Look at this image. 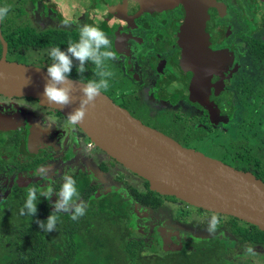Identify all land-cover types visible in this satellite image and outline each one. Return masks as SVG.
Segmentation results:
<instances>
[{"label": "flooded vegetation", "instance_id": "flooded-vegetation-1", "mask_svg": "<svg viewBox=\"0 0 264 264\" xmlns=\"http://www.w3.org/2000/svg\"><path fill=\"white\" fill-rule=\"evenodd\" d=\"M144 1L148 0H0V6L11 9L0 22V58L5 55L9 61L47 69L52 63L47 51L58 38L65 39L62 50H66L69 42L78 41L81 26H97L118 57L106 62L114 75L102 91L105 95L151 128L160 130L153 122L164 119L180 122L182 133H170L171 129L163 133L214 159L201 145L223 148L229 154L222 157L229 162L221 161L264 182V3L212 0L206 31L209 50L219 56L212 74L198 80L182 62L184 5L136 9ZM202 1L188 3L199 13ZM76 63L69 78L83 83L99 79L91 62L82 77ZM140 106L152 110L135 114ZM0 108L7 113L0 114L2 220L18 217L8 207L25 202L30 188L51 184L58 191L63 176L69 174L88 205L86 215L75 221L79 224L74 235H100L97 245L104 254L118 255L119 264H210L214 260L255 264L250 256L264 257L263 245L250 244V236L257 233L250 223L152 191L150 184L148 189L146 179L97 145L79 125H69L67 115L57 108L36 98L5 95H0ZM219 120L224 123L218 124ZM49 123L51 128L46 127ZM231 125L232 132L224 131ZM196 133L220 137L222 146L229 137L232 150L205 137L198 139ZM41 169H48V174L41 176ZM40 199L47 218L57 197ZM66 214H59L60 219L65 220ZM214 214L220 224L210 235L206 228ZM54 233L62 235L58 224ZM89 245L92 252V241ZM248 247L254 253H247Z\"/></svg>", "mask_w": 264, "mask_h": 264}, {"label": "water", "instance_id": "water-1", "mask_svg": "<svg viewBox=\"0 0 264 264\" xmlns=\"http://www.w3.org/2000/svg\"><path fill=\"white\" fill-rule=\"evenodd\" d=\"M264 3V0H257ZM182 3L187 10L182 34V62L196 78H207L217 56L209 50L207 11L212 0H203L200 12L188 0H148L136 9L157 10ZM123 10V8H121ZM6 50V48H5ZM202 64L203 73L200 70ZM74 81V103L60 110L42 97L46 69L0 58V95L32 97L65 115L79 107L80 82ZM91 139L126 168L146 179L150 189L175 196L196 207L230 215L264 231V182L249 172L238 171L221 160L182 146L173 138L133 117L103 92L89 106L83 124ZM169 249V247H166Z\"/></svg>", "mask_w": 264, "mask_h": 264}, {"label": "clouds", "instance_id": "clouds-1", "mask_svg": "<svg viewBox=\"0 0 264 264\" xmlns=\"http://www.w3.org/2000/svg\"><path fill=\"white\" fill-rule=\"evenodd\" d=\"M10 10L7 5L0 6V22L5 20ZM65 23L67 24L68 22L66 21ZM111 48V40L99 27L85 24L80 27L78 41L69 42L66 50H62L60 47L48 49L47 55L52 63L46 69V82L42 97L49 105L62 110L75 102L72 95L75 82L69 79L74 67V61L77 62L76 71L79 76H83L87 71L86 65L91 62L97 70L96 75L99 77L98 80L80 83L82 95L79 97V107L73 109L67 115V123L69 125L83 124L89 106H94L102 91L109 88V78L114 73L109 70L106 62L118 59ZM52 126L49 123L46 127L51 128ZM48 171V169H41L40 175L46 176ZM53 195L57 197L55 203L52 204L54 210L48 215L46 220H36V224L42 231L47 233L56 231L60 220L59 214L61 213L70 214L73 221H77L86 215L88 205L81 200L77 181L69 174L63 176L58 191L51 184L39 190L30 188L27 191L24 205L20 209V215L36 217L38 212L37 201L41 197L51 201ZM219 224V217L214 214L208 222L206 230L210 235L214 234ZM246 252L252 254L254 249L248 247Z\"/></svg>", "mask_w": 264, "mask_h": 264}, {"label": "trees", "instance_id": "trees-1", "mask_svg": "<svg viewBox=\"0 0 264 264\" xmlns=\"http://www.w3.org/2000/svg\"><path fill=\"white\" fill-rule=\"evenodd\" d=\"M53 45V47L62 49L66 45L65 39L62 37L58 38ZM146 185L149 189L148 182H146ZM149 194L156 193L149 191ZM148 200H153V197L148 196ZM37 203L38 212L36 217L20 215V209L24 202L20 204L14 203L8 207L9 210L18 212L17 218L2 220L3 216L0 214V264L121 263V261H118L119 258H116L118 255L115 257L112 254H104L103 248L100 249V246L97 245V237L100 235H93V237H90V235H86L88 237H84L85 235H74L73 230L79 222L73 221L68 213L65 215V220L60 219L58 223V226L62 229V235H55L54 231L47 233L39 229L36 220H46L47 218L44 217V211L39 207L42 199L38 200ZM250 226L257 232L250 236V244L264 246V231H261L255 225L251 224ZM106 239L108 240L109 238ZM90 241H92L94 247L92 252H89L92 249L89 245ZM96 247L99 248L96 249ZM129 249L130 247L126 248V250ZM210 264L225 263L214 260Z\"/></svg>", "mask_w": 264, "mask_h": 264}, {"label": "rangeland", "instance_id": "rangeland-1", "mask_svg": "<svg viewBox=\"0 0 264 264\" xmlns=\"http://www.w3.org/2000/svg\"><path fill=\"white\" fill-rule=\"evenodd\" d=\"M139 110H136V112H135V114H147V111L149 112V111H151L152 110V108H148V109H146L145 107H143V106H140L139 108H138ZM145 109V110H144ZM143 110V111H142ZM159 110V109H158ZM158 112V111H157ZM0 114H3V116H5V114H7V113H5L1 108H0ZM159 116V115H158ZM172 118L174 119L175 117L174 116H172ZM175 120V119H174ZM226 122H228V121H226ZM180 123V122H179ZM177 121H170L169 119H164V120H162L160 123H155V122H153V126L155 127V128H161L160 130H158V131H160V132H166V133H168V130H170L171 129V131H170V133H172L173 131H180L181 133L183 132L182 131V129H181V127H180V124H179ZM221 123H224V121L223 120H219L218 121V124H221ZM174 126V128H172ZM168 127V128H167ZM232 127V125L230 126V127H227V128H225L224 129V131H227L228 133L229 132H232V130L230 129ZM164 130H163V129ZM166 128H167V130H166ZM157 130V129H156ZM169 133V134H170ZM165 134V133H164ZM166 135V134H165ZM175 137L177 136V135H180V133H177V135H175V134H173ZM168 136V135H167ZM169 137H171V136H169ZM196 137H198V139H200V138H202V137H205V139H210V140H213V141H215L216 143H218V144H220V137H216V136H206V135H202V134H199V133H196ZM172 138V137H171ZM175 140V139H174ZM221 141L223 142L224 141V138L222 137L221 138ZM179 143V142H178ZM182 145V144H181ZM221 145V144H220ZM222 146V145H221ZM226 149H228V150H232V139H230L229 137H227L226 138V141L224 142V145H223ZM222 146V147H223ZM201 148L203 149V150H205V151H210L217 159H220V160H226V161H228L229 162V160L228 159H225V158H223L222 156H225L226 157V154H229V153H225L224 152V149L222 148V150L221 151H219V150H217L216 148H213L212 146H210V144L209 143H207V144H203V145H201ZM227 158V157H226ZM261 159L262 160H264V154H262L261 155ZM110 182H111V180H110ZM121 182V181H120ZM84 237H88V236H84ZM90 237H93V235H90ZM98 257H100V256H98ZM253 257V259H254V263L255 264H264V257H260L259 255H258V257H255L254 255H252V256H250V258H252Z\"/></svg>", "mask_w": 264, "mask_h": 264}]
</instances>
